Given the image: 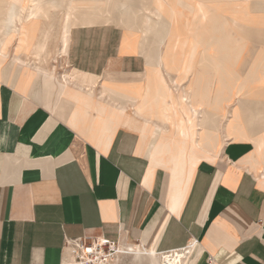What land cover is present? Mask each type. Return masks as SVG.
<instances>
[{"label":"crops","instance_id":"crops-1","mask_svg":"<svg viewBox=\"0 0 264 264\" xmlns=\"http://www.w3.org/2000/svg\"><path fill=\"white\" fill-rule=\"evenodd\" d=\"M122 2L128 20L70 25L62 56L74 74L60 94L64 75L32 81L41 72L29 53L36 26L25 48L0 33V264H67L69 246L87 238L156 256L190 247L186 264H264V118L253 110L264 109L256 81L264 78V0ZM215 24L220 36L207 38ZM214 57L228 62L219 63L223 73L207 63ZM150 77L171 89L174 120L136 113L135 93L151 89ZM249 80L260 97L242 96ZM103 89L126 97L122 114ZM184 106L205 109L203 123L218 125L210 152L190 154L191 138L177 137L200 158L193 165L171 161V134L145 133L146 120L189 126ZM242 109L237 138L233 115Z\"/></svg>","mask_w":264,"mask_h":264},{"label":"bare ground","instance_id":"bare-ground-1","mask_svg":"<svg viewBox=\"0 0 264 264\" xmlns=\"http://www.w3.org/2000/svg\"><path fill=\"white\" fill-rule=\"evenodd\" d=\"M124 9V12H122L123 17H125L127 20L129 19V14L127 12V2L123 3L122 0L117 1V0H0V33L3 34H8V42L11 41L14 37H19V45L22 48H25L26 45L28 44V40L31 38V32L27 30L28 27L30 26H36V32L34 34V40L32 41V44L29 47V53L30 56H33L35 60L34 69H40L41 72L38 73L37 76L32 78L33 80H37L38 76L41 75H46L49 77H55L58 80V76L56 72H52L51 70H55V67L51 65L50 71H48L49 66V60L52 56L53 53H55L56 50V45L55 43L60 40L62 42L61 46L56 50L58 55H62L64 53V48L66 46V38L68 35V31L70 28V25H86V24H100V23H111V22H116L117 10ZM8 16L7 19L8 21H16L18 24H3V18L1 17L2 14H5ZM122 26H125L127 28V24H120ZM220 26L221 24H215V30L212 31H205L204 35L209 38V37H215V36H220ZM47 41H54V45L49 49L46 45ZM41 42V43H37ZM177 46L174 44L173 46V51ZM194 50L192 48V45H189V50L188 52L191 54L192 51L195 52L196 46H193ZM4 52L3 48H0V55H2ZM218 53V50L216 51ZM56 53V54H57ZM7 56V55H6ZM57 56V55H56ZM58 57V56H57ZM190 55H188L187 58H189ZM54 58V57H53ZM184 62V68L185 69L189 68V63ZM215 60V62H214ZM21 62V61H20ZM227 61H216V57H214L212 60L207 61V63L214 64L215 67L220 70L222 73L224 71V67L220 64H225ZM25 63V62H21ZM58 63V61H57ZM183 63V62H182ZM181 63V64H182ZM203 63H206V61H203ZM220 63V64H219ZM228 63V62H227ZM26 64V63H25ZM16 65V64H15ZM13 67V66H12ZM27 67V65H25ZM30 67V66H29ZM53 67V68H52ZM128 67V66H127ZM33 68V66H32ZM42 70H44L42 72ZM73 73V72H72ZM72 73L69 75H64L59 78L58 80V94H60V91L65 87V85L69 82V80H73ZM74 74V73H73ZM258 75V74H256ZM150 82L148 85H151L152 92L150 93L149 88H147V92L144 95L142 93V88H139L136 93H135V108H136V113L139 115H145V111H157L160 114V117H162L163 121L162 123H167L165 121L173 119L171 116L173 112V107H174V96L171 93V89L166 86L165 81L160 78V77H150ZM154 80V81H152ZM258 84H264V78L257 77ZM35 82V81H34ZM103 82L102 81V87H103ZM232 83L235 85L237 83L236 81L232 80ZM252 80H249L246 84L248 85V91L243 92L244 94L242 96L245 97V99L251 100V99H256L261 92L263 91H252L255 90L251 87ZM88 87V92H91L93 87L90 84H87ZM139 87V86H138ZM241 88V87H240ZM240 90H245L246 88L243 87ZM263 88V87H262ZM117 90V89H115ZM238 91V94L240 93ZM102 93H106L107 96H109L112 100H114L116 103H119L121 106L120 109L123 108V110H119L120 114L124 112V106L125 103L122 102V97L126 98L125 96H122L118 93H116V97H114L115 94L111 93V91L103 89ZM114 97V98H113ZM120 97V99H119ZM260 97V96H259ZM264 99V98H263ZM166 100H169L170 103L167 104ZM182 101H186V97L182 99ZM250 102V101H248ZM250 104V103H249ZM248 104V105H249ZM260 104V103H259ZM247 106V105H246ZM254 106H258L256 103ZM155 108V109H154ZM160 112H159V111ZM255 112H257V115H260L261 117L264 118V109H253ZM211 112L216 113V115H219V112L222 113L218 109H210ZM184 112L185 115H187L188 121L191 122L189 123V126L187 124H172L171 129H166V125H156V124H149L148 120H146L145 124V133L147 138L152 136V134L156 130H163V132H166L168 134L172 135V138L170 140V146L168 147L169 152L173 151L172 156L170 157L171 161L177 159V161L181 160H186L190 164H194L198 161V157L188 155L184 151L186 149V145L180 147V143L178 142L177 137H182L183 139H190V142H192V151L189 153H195L196 148H201L204 149L208 152L209 146L215 142L216 138H218V125L213 124V125H206L203 123V118L204 115L206 114V110H200L199 113H197L196 110H192L191 108H187V106H184ZM251 114V113H250ZM249 114V115H250ZM198 115L201 116V119L199 118L198 120L195 119V123H192V117H197ZM246 115V110L242 109L241 110V115L240 111H236L234 116V120L238 124L236 125H230L233 127L234 132L236 134V137L243 136L244 137V127L245 125H239L240 124V117ZM252 115H256V113H252ZM171 116V117H170ZM199 116V117H200ZM174 120V119H173ZM220 121V120H219ZM194 122V120H193ZM198 122V123H196ZM229 125H227L228 128ZM200 128L199 130V138L193 139L194 137L196 138L197 136V128ZM249 127H254L250 126ZM264 129V124L261 128H258V130ZM218 142L217 144L214 145V148L217 149L219 146ZM260 145L262 142L259 143ZM181 152L180 158L178 157L179 155L176 153V151ZM203 155V154H202ZM201 155V156H202ZM200 156V155H199ZM99 244L95 248H86V247H79V253L77 254L78 257L81 258L82 263L81 264H110L109 258L102 259V257H98L96 252L99 251L98 246H103L104 243H107V241H102L100 240L98 242ZM76 244V243H74ZM111 246H113L114 243H111ZM90 254H93V263H91V257L89 256ZM116 254H122V255H132V256H139V257H151L155 258L156 254L152 253L150 251H147L145 249H141L140 247H135L131 249V251H126L124 249H120L116 252ZM190 256V255H189ZM188 256L180 257L179 254H176V256H167V255H161L160 256V261L158 264H186L189 258ZM189 263V262H188ZM67 264H80V262L76 259V256L71 259V261Z\"/></svg>","mask_w":264,"mask_h":264},{"label":"rangeland","instance_id":"rangeland-1","mask_svg":"<svg viewBox=\"0 0 264 264\" xmlns=\"http://www.w3.org/2000/svg\"><path fill=\"white\" fill-rule=\"evenodd\" d=\"M141 1V0H140ZM143 1V0H142ZM139 4H143V3H139ZM121 11V12H119ZM122 12H124V9L121 10H117L116 14H117V20L116 22H112V23H121V21L123 20V14ZM126 19V18H125ZM127 20V19H126ZM111 24V23H108ZM94 25V24H93ZM117 25V24H115ZM80 26H86V25H80ZM118 26V25H117ZM72 27H76V26H72ZM121 27V26H119ZM123 30L124 28L121 27ZM70 30V29H69ZM134 30H138V29H132V31ZM125 31V30H124ZM60 42L57 41L56 45H58L59 47ZM57 47V46H56ZM58 55V53H57ZM58 61V63H57ZM55 70H56V74L57 75H66V74H70L69 72V66L63 61V56L59 55L57 57V60L53 63ZM100 240H94V239H83V240H79L77 242H75L76 244H72L71 246H69V253H68V257L71 255H73L74 257L76 256V259H78L77 254L79 253V247L78 245H80L81 247H89V248H95V246L97 247V245L99 244ZM113 243V242H111ZM133 247H136V245H130V244H122V243H118L115 242L113 244V246H111V251L108 253V246L105 247V251L109 254V262L110 264H158L160 261V256H156L155 258H151V257H139V256H132V255H122V254H116V252L120 249H124L126 251H131V249H133Z\"/></svg>","mask_w":264,"mask_h":264},{"label":"built area","instance_id":"built-area-1","mask_svg":"<svg viewBox=\"0 0 264 264\" xmlns=\"http://www.w3.org/2000/svg\"><path fill=\"white\" fill-rule=\"evenodd\" d=\"M107 246H108V251L107 252L109 253L111 251L110 242L107 241V243H104L103 246H100V247L98 246V249L100 248L99 251L96 252L98 257H102V259H106V258L109 257V254L104 250L105 247H107ZM86 248H89V247H86ZM191 250H192V248L186 247V248H182L180 250H177L175 252H169V253L164 254V255H167V256L170 257L172 255L176 256V254H179L180 257H184V256H189L191 254ZM89 256L91 257V259H90L91 263H93L92 261H93V259H95V257H93V254H90ZM77 260L80 262V264L82 263L80 257H78ZM85 264H88V263H85Z\"/></svg>","mask_w":264,"mask_h":264}]
</instances>
